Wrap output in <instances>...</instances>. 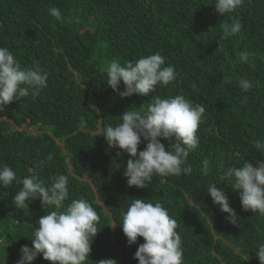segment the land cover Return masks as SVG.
Masks as SVG:
<instances>
[{"label": "trees", "instance_id": "obj_1", "mask_svg": "<svg viewBox=\"0 0 264 264\" xmlns=\"http://www.w3.org/2000/svg\"><path fill=\"white\" fill-rule=\"evenodd\" d=\"M214 6L215 0H0V47L22 67L38 65L48 73L38 97L0 110V166L20 178L36 174L45 186L53 176L68 177L65 204L83 198L100 217L89 264H138L133 257L142 238L129 246L119 227L135 198L162 203L177 221L183 264H259L254 253L264 243V217L242 210L239 193L220 181L217 166H255L264 159L253 146L264 140V0H244L224 16ZM53 7L60 9V21L49 14ZM233 18L241 21V32L225 39L221 25ZM156 53L177 73L169 85L121 98L106 84L112 60L123 65ZM241 53L246 62H239ZM242 78L252 84L247 92L238 86ZM177 95L205 107L199 145L187 158L191 175L128 187V155L95 137L98 128L115 126L128 110L146 111L157 97ZM161 143L167 150L168 141ZM144 147L142 142L138 152ZM205 158L211 161L207 176L201 173ZM209 183L225 192L240 227L212 204ZM19 188L0 187V264H16L21 247L31 248L37 221L53 210L39 199L17 209L12 198ZM33 264L49 262L38 256Z\"/></svg>", "mask_w": 264, "mask_h": 264}, {"label": "clouds", "instance_id": "obj_2", "mask_svg": "<svg viewBox=\"0 0 264 264\" xmlns=\"http://www.w3.org/2000/svg\"><path fill=\"white\" fill-rule=\"evenodd\" d=\"M243 3L244 0H215L214 12L219 16L234 13ZM49 14L57 21L62 19L59 8L49 9ZM221 27L223 38L227 39L241 32L242 23L233 18L231 23H224ZM247 59L245 53L240 54L239 62H246ZM164 65L165 57L159 53L142 56L123 65L112 60L105 70V82L121 98L147 96L158 85L164 87L175 81L177 73L174 66ZM47 80L48 73L38 65L22 67L9 48L0 47V110L13 101L28 97L35 99L47 86ZM121 85L123 90H119ZM238 86L247 92L252 84L242 78ZM204 112L203 103L193 105L181 95L167 99L157 97L146 111L128 110L119 117L120 123L98 128L95 137H104L110 148L128 155L123 172L127 186L143 189L153 177L191 175L192 167L187 158L199 145L197 130ZM161 140L168 141L167 150ZM142 142L145 147L138 152ZM253 146L264 153V140L253 141ZM52 159L53 154L46 158L47 161ZM210 171L211 161L205 158L201 173L207 176ZM217 172L221 182L227 181V185L239 193L242 210L264 217V159L255 166L251 162H243L238 168H225L224 164H220ZM13 183L20 185L12 198L17 209L27 206L26 202L34 199H39L42 207L53 209L37 221L38 226L30 239L31 248L21 247L16 264H33L38 256L49 264H89L91 242L100 231L97 227L100 217L83 198L65 204L69 198L68 177L63 174L53 176L51 185L45 186L36 174L20 178L10 166H0V187L8 188ZM205 192L212 204L226 214L225 221L240 227V217L230 207L225 192L216 183H209ZM119 227L129 246L142 238L143 243L138 245L133 257L138 264H183L182 239L176 231L177 221L162 203L131 199ZM235 251L239 252V249ZM254 254L259 264H264V243ZM97 264H117V261L102 259Z\"/></svg>", "mask_w": 264, "mask_h": 264}, {"label": "rangeland", "instance_id": "obj_3", "mask_svg": "<svg viewBox=\"0 0 264 264\" xmlns=\"http://www.w3.org/2000/svg\"><path fill=\"white\" fill-rule=\"evenodd\" d=\"M29 132H31V130H28Z\"/></svg>", "mask_w": 264, "mask_h": 264}]
</instances>
